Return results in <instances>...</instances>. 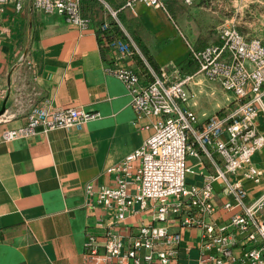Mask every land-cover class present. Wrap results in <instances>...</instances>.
Returning <instances> with one entry per match:
<instances>
[{
    "label": "crops",
    "instance_id": "crops-1",
    "mask_svg": "<svg viewBox=\"0 0 264 264\" xmlns=\"http://www.w3.org/2000/svg\"><path fill=\"white\" fill-rule=\"evenodd\" d=\"M104 1L121 11L124 21L118 19L126 35L123 39L128 41L130 36L138 46L134 33L160 70L174 76L193 75L187 84V106L195 111L200 124L236 107L232 92L198 72L189 44L203 48L218 42L219 29L233 22L249 37L261 34L264 42V0H194L191 5L168 0L166 9L142 2L126 6L124 0ZM82 9L93 20L87 28L69 22L64 15L34 8L32 0H24L21 9L11 1L0 12V108L9 94L8 113L16 111L18 97L27 107L47 101L54 107H80L97 113L81 127L39 130L11 140L3 138L4 130L25 124L26 112L7 122L0 120V264H87L88 233L103 241L105 228L110 226L128 240L140 225L155 223L154 207L141 210L137 204L117 221L115 206H104L87 192L88 184L96 190L116 185L108 168L146 141L153 130L141 128V124L155 118L137 119L125 83L108 70L128 65L144 79L137 56L141 55H126L112 46L102 48L99 25L116 21L103 0H82ZM256 125L264 133V109ZM222 161L218 153L213 158L201 151L189 154L187 164L192 171L187 183L202 184L207 176L216 174V164ZM252 164L262 170L260 181L244 175L247 166L230 175L242 181L248 203L264 193V147L253 154ZM138 166L136 160L133 172ZM213 187L216 209L208 219L233 236L235 263L248 264L241 259L247 250L260 246L259 240L229 225L240 208L225 207L234 197L221 178ZM130 191H135L134 186ZM169 228L181 234L179 258L195 262L202 229L174 223Z\"/></svg>",
    "mask_w": 264,
    "mask_h": 264
},
{
    "label": "built area",
    "instance_id": "built-area-1",
    "mask_svg": "<svg viewBox=\"0 0 264 264\" xmlns=\"http://www.w3.org/2000/svg\"><path fill=\"white\" fill-rule=\"evenodd\" d=\"M11 1L16 8L23 7L24 0H0V12ZM166 1L124 0V4L133 6L142 2L166 9ZM182 1L187 5L194 2ZM103 2L122 27L118 10ZM32 3L34 8L46 14L64 15L69 22L82 28L89 27L93 21L83 13L82 0H32ZM108 28L109 21L99 25L100 30ZM110 45L126 55L138 52L144 59L153 77L149 82L142 80L128 65L110 66L108 70L125 83L137 119H155L141 124V128L153 130L146 141L122 162L108 168L115 175L116 185H102L96 190L88 184L87 192L95 195L100 204L115 206L117 221L126 218L137 204L141 210L154 207L155 223L140 225L128 240L110 226L105 228L103 241L96 234L88 233L85 242L87 264H236L233 236L208 219L216 209L213 182L218 178L225 182L229 194L234 197L225 207L240 208L231 216L229 225L246 233L248 238L259 240L260 246L247 250L242 262L264 264V193L248 203L242 181L230 177L244 166H247L244 173L247 178L258 182L262 175V170L252 164V156L264 147V133L256 125L259 112L264 109L263 40L245 35L232 24L220 28L218 42L203 48L189 44L191 56L199 66L198 72L219 82L235 95L237 102L228 113L214 114L202 124L195 111L187 106V84L193 75L174 76L166 70L157 71L130 36L128 41L118 38ZM16 103V111L8 113L6 109L0 120L7 122L18 113L26 112L27 121L5 129V140L30 136L39 130L81 127L97 116L96 112L80 107H54L47 101L27 107L22 97H18ZM200 151L211 158L218 153L223 161L216 164V174L207 176L202 184H188L187 174L192 170L187 156L199 155ZM136 160L139 166L133 172ZM132 186L134 192L130 191ZM173 223L202 229L200 254L195 262L179 258L181 234L169 228Z\"/></svg>",
    "mask_w": 264,
    "mask_h": 264
},
{
    "label": "trees",
    "instance_id": "trees-1",
    "mask_svg": "<svg viewBox=\"0 0 264 264\" xmlns=\"http://www.w3.org/2000/svg\"><path fill=\"white\" fill-rule=\"evenodd\" d=\"M108 1V0H107ZM109 2V4L111 5V7L112 8H114V9H118V6L117 5H115V4H113L112 2H110V1H108ZM194 3V2H193ZM117 14H118V16H119V18L121 19V21H124V19H123V16H122V14H121V11H118L117 12ZM111 25H112V28H111ZM99 41H100V43H101V46H102V48H104V47H109V46H111L110 45V43L112 42V41H114L115 39H120V38H126V35L124 34V32L123 31H121V27L117 24V22L116 21H113V22H111L110 23V28H108L107 30H100L99 29ZM132 35H133V38L135 39V41L137 42V44H138V46H139V48L141 49V52L143 53V55L145 56V58L148 60V62L157 70V71H160V69H159V67L158 66H156V64H155V62H154V60H153V58L149 55V52L144 48V47H142L141 46V44H140V42H139V40L138 39H136V37L134 36V33H132ZM138 56V58H139V63H140V65H141V68H142V73H143V76L145 75V77H144V79L142 78V75L139 73V75H140V77L143 79V80H145V81H147V82H149V81H151L152 79H153V77H152V74H151V72H150V70H149V68H148V66L146 65V63L144 62V60L139 56V55H137ZM194 60V59H193ZM195 61V60H194ZM196 62V61H195Z\"/></svg>",
    "mask_w": 264,
    "mask_h": 264
},
{
    "label": "water",
    "instance_id": "water-1",
    "mask_svg": "<svg viewBox=\"0 0 264 264\" xmlns=\"http://www.w3.org/2000/svg\"><path fill=\"white\" fill-rule=\"evenodd\" d=\"M9 96V94H8ZM8 96L5 98L1 108H0V116L6 111L7 109V100H8ZM39 129H42L41 127Z\"/></svg>",
    "mask_w": 264,
    "mask_h": 264
},
{
    "label": "rangeland",
    "instance_id": "rangeland-1",
    "mask_svg": "<svg viewBox=\"0 0 264 264\" xmlns=\"http://www.w3.org/2000/svg\"><path fill=\"white\" fill-rule=\"evenodd\" d=\"M167 1H168V0H167ZM167 1H166V2H167ZM168 4H169V3L167 2V7H168ZM257 8H259V7H257ZM260 10H261V8H260ZM262 10H263V9H262ZM254 12H255V10H254ZM233 24H234L235 26H237V24H236L235 22H233ZM231 25H232V24H231ZM219 30H220V29H219ZM257 35H258V34H257ZM254 36H255V35H254ZM258 36L261 37L262 35L259 34ZM218 37H219V31H218Z\"/></svg>",
    "mask_w": 264,
    "mask_h": 264
}]
</instances>
